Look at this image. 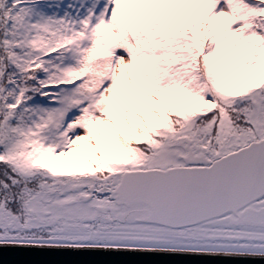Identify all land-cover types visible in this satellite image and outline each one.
Instances as JSON below:
<instances>
[{"label": "snow or ice", "instance_id": "6c2138e0", "mask_svg": "<svg viewBox=\"0 0 264 264\" xmlns=\"http://www.w3.org/2000/svg\"><path fill=\"white\" fill-rule=\"evenodd\" d=\"M0 248L264 262V0H0Z\"/></svg>", "mask_w": 264, "mask_h": 264}, {"label": "water", "instance_id": "95a60500", "mask_svg": "<svg viewBox=\"0 0 264 264\" xmlns=\"http://www.w3.org/2000/svg\"><path fill=\"white\" fill-rule=\"evenodd\" d=\"M37 250L15 249V248H0V264H15L16 261L29 258L34 255ZM232 264V262H229ZM239 264H264L259 259L251 258L239 262Z\"/></svg>", "mask_w": 264, "mask_h": 264}]
</instances>
